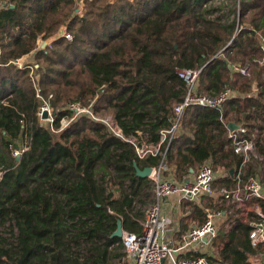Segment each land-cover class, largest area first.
<instances>
[{"label": "trees", "instance_id": "16d2710c", "mask_svg": "<svg viewBox=\"0 0 264 264\" xmlns=\"http://www.w3.org/2000/svg\"><path fill=\"white\" fill-rule=\"evenodd\" d=\"M79 1L0 0V140L6 150L0 153V225L12 220L19 232L13 253L0 264H89V257L92 264H108L114 247L122 246L121 238H112L118 220L125 231H142L144 214L135 205L152 183L137 175L135 164L143 171L160 160H140L131 143L86 114L56 133L62 119L74 116L70 104L90 107L98 116L108 112L126 138L143 132L157 143L186 95L178 69L201 71L199 94L219 96L231 89L244 96L228 100L222 111H184L166 159L179 182L207 163L214 169L240 166L226 124L245 122L250 134L264 131V66L258 62L264 0H84L83 18L75 14ZM64 26L73 41L56 39L35 51L40 38L55 37ZM28 55L19 68L17 61ZM246 62L251 77H235L229 64ZM255 81L258 92L250 95ZM46 104L51 124L39 115ZM26 133L28 149L16 161L10 153ZM215 183L235 184L233 178ZM214 200L215 212L227 211L221 194ZM183 203L202 226L207 213ZM257 204L264 210L260 199L249 203ZM255 221L250 213L246 222L220 231L212 242L217 258L205 257L251 264Z\"/></svg>", "mask_w": 264, "mask_h": 264}, {"label": "built area", "instance_id": "2783aa9c", "mask_svg": "<svg viewBox=\"0 0 264 264\" xmlns=\"http://www.w3.org/2000/svg\"><path fill=\"white\" fill-rule=\"evenodd\" d=\"M228 0H216L215 4L227 3ZM211 5V4H209ZM206 7L208 5H205ZM77 16L83 18L86 14L85 2L80 0L77 2ZM60 37L67 40L72 39V36L64 27L60 31ZM260 49L262 58L258 61L260 66H264V36L260 39ZM232 74L243 77H251V65L233 63L229 64ZM200 70L194 69H178V77L186 85V95L182 103L174 107L176 120L173 126L160 131V140L155 143L150 141L148 136L143 132H138L137 137L126 138L122 130L118 127L113 117L103 118L96 115L92 108L83 107L80 104H70L68 109L74 113V116L69 119V122L74 121L80 115H89L98 122L105 124L110 131L117 137L131 143L140 160L146 159L148 156L158 158L159 164L152 168L148 177L153 186V202L148 207L145 213V220L142 224L141 233H133L124 231L121 238L122 248L125 253L123 259L124 264H215L210 262L206 257H191L180 259L178 252L181 248L176 249L170 245L167 240L169 229L173 223L172 219L167 216L163 210V202L172 195L179 194L182 201H190L199 203L204 197H212L214 184L218 178H233L234 186L232 188L223 187L219 193L223 196V200L231 204L237 211V215H242L246 212V206L254 199L264 201V184L262 180L256 176L246 175V167L252 165L253 162L264 164V157L258 153V137L264 138V131L260 135L258 128H255L253 133H249V129L245 122L236 124L237 128L228 129V138L231 141V146L234 154L241 158L242 162L238 168L221 169L215 171L210 163L203 165L196 174H194L189 182H179L175 179L172 169L167 165V152L172 142L174 135L177 132L180 118L184 111L192 106L210 108L222 111L225 103L240 96L236 91L228 89L225 93L219 96H207L199 94L197 84L200 75ZM258 92L257 82H253L250 95H255ZM45 111L49 113V120L53 123L52 109L49 105H45L40 109L39 115H44ZM64 120V121H63ZM65 119H62L61 124H64ZM67 122L64 124L67 126ZM61 128L60 130H62ZM55 131V130H54ZM56 132V131H55ZM262 143V142H261ZM26 150H23L25 152ZM20 153L16 152V156ZM256 221L252 224L253 229L250 232L249 238L253 247L264 245V210L261 205L255 207ZM217 215H221L218 213ZM216 216L207 210V220L202 226L192 228L182 239L183 248L201 243L206 240L212 243L218 236V229L215 223ZM236 221H231L230 227L235 226ZM220 264H224L220 262Z\"/></svg>", "mask_w": 264, "mask_h": 264}, {"label": "rangeland", "instance_id": "374dc122", "mask_svg": "<svg viewBox=\"0 0 264 264\" xmlns=\"http://www.w3.org/2000/svg\"><path fill=\"white\" fill-rule=\"evenodd\" d=\"M85 9H86V6H85ZM75 14L78 15L76 12H75ZM64 27H66V26H64ZM60 35H61V33L59 32V34H57L55 37H52L50 39L44 40L43 38H40L38 40V48L35 51L43 50L46 47H49L51 45V43H53V41H55L56 39L62 38V37H60ZM71 36H72V39H70L68 41H73V38L74 37H73L72 34H71ZM44 43H47V46L43 47V44ZM29 56H31V55L24 56L21 60H18L17 61V65L19 66V68H22L24 66V64L28 61ZM38 97H39V99H42L40 95H38ZM43 106L44 105H42V107ZM47 113H48V111H47ZM44 115H45V113H44ZM44 115L41 116V121L43 122V124H49V123L51 124V121L49 120V117L46 118V119H43ZM48 116H49V113H48ZM100 117L109 118V117H113V116L111 114H109L108 112L107 113L103 112L102 115H100ZM71 118H64L65 119L64 124H66L67 122H69L70 121L69 119H71ZM72 122H69V124L67 126H65L64 124H61V128L65 129ZM62 130H57L56 133H58L59 131H62ZM261 142L264 144V138L261 139ZM29 143H30V138H29V135L26 133L24 135L23 141L20 142V148L19 149H14L12 151V153H10L13 157H16V161H19L22 158V154L24 153L23 150H27L28 149ZM16 152H19L20 154L18 156H16ZM0 153L3 154V155L6 154L5 148L1 145V140H0ZM258 153L261 154L260 149H258ZM261 155L264 157L263 154H261ZM1 164H3V163L1 162ZM221 169H225L226 170L227 168L222 167V166L221 167L219 166V167H217L214 170L217 172V171H219ZM111 174L114 177H117V174L116 173L112 172ZM2 175H3V172H2V170H0V179H1V176ZM246 175L258 177V178H260L262 180V182L264 184V164H263V162L262 163L253 162L252 165H249L248 167H246ZM102 176H103V172L102 171H99L98 172V175H97L98 180H100ZM218 179H221V178H218ZM220 189L221 188H219L218 186H216V183H215L214 184V190H213L212 197H204L203 199H201L199 201V203L203 207L208 208L210 210V213H212L214 215H217V213H219V212H215V210H213V208L211 207V205L214 204V202H215L214 199H216V197L218 195H220L219 194V190ZM179 197H180L179 194H175L168 201L170 203L173 202L174 204H177V199ZM173 199H175V202H174ZM140 201L141 202H139L137 200V203L135 205V211L136 212H139L140 214H144V217H145V213H146L148 207L153 202V189H152V186H148L147 190H145L143 192V197L140 198ZM223 202L225 203V208L226 209H229L228 214L238 213V211L231 204L226 203L224 200H223ZM18 235H19V232H18L17 226H16V224H15L14 221L9 220L6 223L0 225V258L2 259L3 262H5V261L8 260L7 254L8 253L11 254V252L14 251V248H15L14 245L16 244ZM124 257H125V253H124V250H123L121 244L116 245L114 247L113 251H111V258H110L108 264H124L122 262L123 259H124ZM89 262H90L89 264H92V262L90 261V257H89ZM166 262L168 263V261H166Z\"/></svg>", "mask_w": 264, "mask_h": 264}, {"label": "crops", "instance_id": "0c3cea01", "mask_svg": "<svg viewBox=\"0 0 264 264\" xmlns=\"http://www.w3.org/2000/svg\"><path fill=\"white\" fill-rule=\"evenodd\" d=\"M171 197H169L163 202V210L165 214L169 216L173 221L169 229V232H168L167 240L170 242V245L172 247L176 249L181 248V250L178 252V257L180 259H186V258H191V257H201V256L205 257L207 255L209 257L217 258L218 250H216L212 246V243H209L206 240H203L201 243L194 244L192 246H187L186 248L182 247L183 237L192 228L197 227L198 225L191 217L192 209L188 211L183 209L184 201L181 200V197L177 199V204H174L173 202L170 203L168 201L171 199ZM173 200L175 202V199ZM192 203L197 205L199 208L204 210L206 213H207V210H209L208 208L203 207L200 203H195V202H192ZM256 206L253 207L248 204L246 206V212L239 216H236L237 213L228 214L229 209H227L226 212H219L221 213V215H215L216 216L215 223H216L218 232L225 231L227 233L230 230H232L233 227L232 228L230 227L231 221L240 220L242 222H246L249 219L250 213H255ZM144 220H145V217L143 220L140 221L141 225L143 224ZM254 248L256 250V253L252 258H250L251 264H264V245H259ZM165 264H169V263L166 262ZM215 264H220V262H216Z\"/></svg>", "mask_w": 264, "mask_h": 264}, {"label": "water", "instance_id": "95a60500", "mask_svg": "<svg viewBox=\"0 0 264 264\" xmlns=\"http://www.w3.org/2000/svg\"><path fill=\"white\" fill-rule=\"evenodd\" d=\"M238 29H239V25H238ZM234 38H235V36H234ZM230 45V44H229ZM45 46H47V43H44L43 44V47H45ZM46 118H48V113H47V111H45V115H44V117H43V119H46ZM229 128L231 129V130H234V129H236L237 128V125L236 124H234V123H231L230 125H229ZM135 167H136V171H137V175L138 176H140V177H142V178H148L149 177V175H150V173H151V171H152V168H150V167H148V168H145L143 171H141L139 168H137V166H136V164H135ZM234 171L233 170H231V173H233ZM187 182H189V181H187ZM124 227H123V223H122V221L121 220H118V222H117V229H116V231L112 234V238H122V236H123V234H124Z\"/></svg>", "mask_w": 264, "mask_h": 264}]
</instances>
